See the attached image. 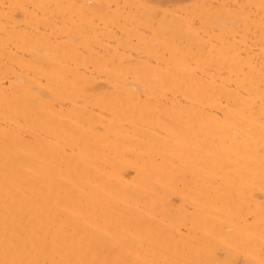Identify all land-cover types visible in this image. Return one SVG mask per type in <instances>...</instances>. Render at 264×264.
Wrapping results in <instances>:
<instances>
[{"label": "bare ground", "instance_id": "6f19581e", "mask_svg": "<svg viewBox=\"0 0 264 264\" xmlns=\"http://www.w3.org/2000/svg\"><path fill=\"white\" fill-rule=\"evenodd\" d=\"M0 264H264V0H0Z\"/></svg>", "mask_w": 264, "mask_h": 264}]
</instances>
